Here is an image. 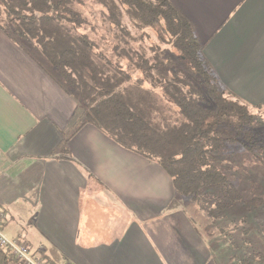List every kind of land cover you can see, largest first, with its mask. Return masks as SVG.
<instances>
[{
    "label": "crops",
    "instance_id": "1",
    "mask_svg": "<svg viewBox=\"0 0 264 264\" xmlns=\"http://www.w3.org/2000/svg\"><path fill=\"white\" fill-rule=\"evenodd\" d=\"M168 1L222 85L264 112V0ZM82 115L0 25L1 232L54 264H220L163 168Z\"/></svg>",
    "mask_w": 264,
    "mask_h": 264
},
{
    "label": "trees",
    "instance_id": "2",
    "mask_svg": "<svg viewBox=\"0 0 264 264\" xmlns=\"http://www.w3.org/2000/svg\"><path fill=\"white\" fill-rule=\"evenodd\" d=\"M0 25L56 74L83 111L80 126L163 168L175 195L208 220L198 229L220 264L221 253L224 264L264 262V198L245 190L239 167L231 171L236 150L247 167L264 152L252 130L260 107L222 85L177 8L168 0H0ZM0 264L20 261L0 247Z\"/></svg>",
    "mask_w": 264,
    "mask_h": 264
},
{
    "label": "rangeland",
    "instance_id": "3",
    "mask_svg": "<svg viewBox=\"0 0 264 264\" xmlns=\"http://www.w3.org/2000/svg\"><path fill=\"white\" fill-rule=\"evenodd\" d=\"M254 115H255V122L253 125V132L258 135V139H255V142H262L260 144H262L264 146V112L262 110H254ZM248 155H246L245 153L240 154L237 150H236V154H232L231 156V160L237 161V163L235 164V166L232 165V169L231 171H233L232 173H234L237 170V168L239 167V173H241L242 175H244V180H245V190H247V192L250 191H258L259 192V196L261 198H264V152H257L254 153V156L252 157L253 162H251V165H249L248 167L245 165V161ZM242 158V170H240V159ZM237 172V171H236ZM256 195V194H255ZM181 200H185V198H180ZM187 201V208L186 210L189 212V214H191L194 218H196L197 222L203 227V225H205L207 223V219L204 218L203 214L200 213L198 207H196L193 203H191L188 199H186ZM258 210L260 212L264 213V203L263 206L258 207ZM241 213H243V211L240 210V208L235 207L234 209H232V215L233 216H240ZM251 214V215H250ZM248 215V218L252 220L253 218V212L250 213ZM264 220V217H263ZM198 224V225H199ZM206 229V228H205ZM7 237V236H6ZM8 238V237H7ZM218 237L217 235L214 238V242L218 241ZM222 241V240H221ZM261 252L263 251V248L258 247ZM223 253L219 254V258H221V264H224V259L222 256ZM233 254V252L231 253ZM232 264H234V261L232 260ZM254 264H264V262H255Z\"/></svg>",
    "mask_w": 264,
    "mask_h": 264
},
{
    "label": "built area",
    "instance_id": "4",
    "mask_svg": "<svg viewBox=\"0 0 264 264\" xmlns=\"http://www.w3.org/2000/svg\"><path fill=\"white\" fill-rule=\"evenodd\" d=\"M0 247L10 252L20 264H46L42 257L33 255L22 241L7 238L0 230Z\"/></svg>",
    "mask_w": 264,
    "mask_h": 264
}]
</instances>
